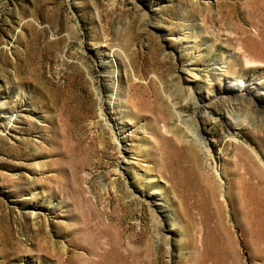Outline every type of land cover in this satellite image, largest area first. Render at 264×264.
I'll return each instance as SVG.
<instances>
[{"label":"rangeland","instance_id":"1","mask_svg":"<svg viewBox=\"0 0 264 264\" xmlns=\"http://www.w3.org/2000/svg\"><path fill=\"white\" fill-rule=\"evenodd\" d=\"M261 164L264 0H0V264H264Z\"/></svg>","mask_w":264,"mask_h":264},{"label":"bare ground","instance_id":"2","mask_svg":"<svg viewBox=\"0 0 264 264\" xmlns=\"http://www.w3.org/2000/svg\"><path fill=\"white\" fill-rule=\"evenodd\" d=\"M111 55H112V53H111ZM113 57H115V55L113 54ZM109 62L107 61H104V60H102L101 61V67L105 70L104 72H108L107 70H108V68H109ZM189 70V72L191 73V74H193V75H195L196 76V74H194V72H192V71H190V69H188ZM118 74H119V71H118ZM128 76V75H127ZM132 76V75H131ZM119 82H120V80H118ZM178 84V86H180L179 87V89H183L182 88V82H181V80H179V82L177 83ZM207 89H208V87H207ZM113 94H112V96H116V97H120L121 96V90H116L115 92L113 91L112 92ZM112 96H111V98H112ZM115 98V97H114ZM100 101V100H99ZM170 101V100H169ZM116 102V101H115ZM123 104H125L124 102H122ZM112 106V103L109 105V109L111 110V114H113L112 113V111L115 113V109H116V106H117V103H116V106H115V103H114V105H113V107H111ZM120 107V106H119ZM122 107H124V106H122ZM173 110H174V113H173V115L174 116H177L178 118H180V113L179 112H177V106H176V103H173ZM101 114H100V117H101V120H103V124H104V126H103V128H108L109 129V131H110V135L112 134V138H114V140H115V142L117 143V146H118V149H119V151H120V154H125L126 155V153H128L127 152V150H125V151H122L121 150V142L122 141H125L126 139H127V137H122V132H121V128H119V136H118V134L116 133V130H115V127L116 126H118V123L116 124V123H113L112 124V120H110V119H108V117H107V115H106V113H104V108L102 107V103H100V111H99ZM177 112V113H176ZM232 112V111H231ZM230 111L229 112H227L228 113V115L230 116V117H232V119L234 118L233 116V114L231 113ZM117 113V112H116ZM115 113V114H116ZM115 114H113V115H115ZM172 115V116H173ZM236 116V115H235ZM99 117V118H100ZM182 117V116H181ZM182 119V118H181ZM180 120V119H179ZM231 122V121H230ZM234 122V121H233ZM232 124V123H231ZM100 125V124H99ZM234 126H236V124L234 123L233 124ZM238 125V124H237ZM102 126V125H101ZM105 128V129H106ZM102 129V128H101ZM106 132V131H105ZM124 134V133H123ZM124 138V140H122ZM121 139V140H120ZM203 145H204V147H205V149L206 150H208V152H209V149H208V147H207V143H203ZM252 152H253V150H252ZM255 153V152H254ZM256 158L258 159V160H260L259 159V157L257 156V154H256ZM260 162H261V160H260ZM262 165V167L264 168V164H261ZM117 171V170H116ZM224 174H225V172H224ZM264 174V173H263ZM220 176V175H219ZM34 215V214H33Z\"/></svg>","mask_w":264,"mask_h":264}]
</instances>
